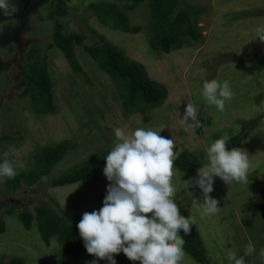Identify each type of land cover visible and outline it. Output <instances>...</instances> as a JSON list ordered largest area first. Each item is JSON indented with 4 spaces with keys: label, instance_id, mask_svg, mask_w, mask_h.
Masks as SVG:
<instances>
[{
    "label": "rangeland",
    "instance_id": "rangeland-1",
    "mask_svg": "<svg viewBox=\"0 0 264 264\" xmlns=\"http://www.w3.org/2000/svg\"><path fill=\"white\" fill-rule=\"evenodd\" d=\"M184 1L203 9L197 15L202 37L190 41L184 36L179 45L163 52L149 46L152 33L147 26L153 22L150 0H143L131 9L126 7L128 0H46L32 15L33 29L25 33L28 45H24L22 59L19 53L14 55L22 66L29 58L26 54L29 43L33 46L36 40L47 45L59 21L63 32L84 35L82 43L74 48V63L79 69L73 70L70 61L55 46L45 49L55 106L54 111L47 113L35 112L30 94L20 92V80L27 76V64L21 68L12 66L0 76V159L7 153L9 159L20 161L24 167L19 170L26 172L34 164L35 153L61 140H71L74 147L68 149L50 172V176H57L78 168L105 150L110 152L118 142L114 134L117 127L126 133L144 127L161 131L166 138H172L174 131L177 133L174 151L186 150L197 157L191 172L185 174L176 167L173 169L177 203L180 211L195 219L194 226L210 264H232L227 258L228 251L242 256L249 243L256 251L245 257L246 264H264V258L259 255L264 247V207L253 217L251 227L242 223L243 217L250 216L246 205L250 201H264V43L256 38V29L264 27V0ZM90 2L95 3V10ZM107 3L123 9L129 26L136 29L122 31L111 27V18L105 10ZM90 28L122 49L129 59L142 64L151 79L166 87L167 96L159 106L136 108L129 113L124 110V85L115 81L84 50L83 45L98 40ZM1 48L0 55L6 61ZM213 79L228 80L232 86L234 97L230 103L226 102L224 112L215 106L207 107L202 96L203 82ZM188 102L201 107L197 118L204 127L192 131L183 122ZM205 107L209 113L207 120ZM4 134L11 138L3 139ZM225 134L239 136L235 147L248 151L250 183L233 181L228 185L215 177L210 195L219 201L220 211L202 215V210L192 206L191 199L185 196V192L191 191L203 202L201 190L185 189L183 181L197 176V169L207 163L206 149ZM46 177L17 189H10L6 178L0 179V223L4 226L0 232V264H8L11 257H19L25 264H89L94 260L96 264H110L88 254L86 248L78 255L66 252L55 236L42 240L36 219L25 227L20 213L28 210L35 215L40 202L58 213L64 210L83 216L85 212L98 211L103 207L111 182L106 176L94 174L83 182L54 186ZM181 264L202 263L185 253Z\"/></svg>",
    "mask_w": 264,
    "mask_h": 264
},
{
    "label": "clouds",
    "instance_id": "clouds-1",
    "mask_svg": "<svg viewBox=\"0 0 264 264\" xmlns=\"http://www.w3.org/2000/svg\"><path fill=\"white\" fill-rule=\"evenodd\" d=\"M0 9L6 16L18 8L12 0H0ZM256 38L264 43V27L256 29ZM202 96L206 106H215L224 112L226 102L234 97L228 80L213 79L203 82ZM204 108V119L209 113ZM201 107L188 102L183 115L185 125L194 131L204 125L197 118ZM190 121V122H189ZM160 132L138 127L127 132L120 127L114 129L116 142L106 156L103 173L111 183L103 207L98 211L85 212L77 224L80 237L88 254L116 264L114 254L123 252L131 261L140 264H181L184 259L186 240L180 235H190L195 219L181 215L177 203L178 192L173 183L174 162L178 157L177 133L172 138ZM230 137L225 134L206 149L207 163L197 169V176L184 180L185 189L198 187L203 202L191 191L185 196L192 206L202 210V215H214L220 211L219 201L210 194L214 191V178L220 177L226 184L236 181L249 184L250 156L246 149L227 147ZM24 165L13 161L4 153L0 162V179H14L18 169ZM183 199V197H180ZM256 249L249 243L242 256L228 251L232 264H246L245 257ZM264 258V247L259 250ZM89 264H96L91 261Z\"/></svg>",
    "mask_w": 264,
    "mask_h": 264
},
{
    "label": "trees",
    "instance_id": "trees-1",
    "mask_svg": "<svg viewBox=\"0 0 264 264\" xmlns=\"http://www.w3.org/2000/svg\"><path fill=\"white\" fill-rule=\"evenodd\" d=\"M143 0H128L127 8L136 7ZM95 3L90 2V7L94 10ZM107 17L111 18V27L120 28L124 31L135 30L129 26V18L123 9H117L114 3L105 5ZM203 11L201 7L187 4L184 0H150V14L153 22L147 26L148 31L152 33L149 39V45L154 50L168 52L173 47L179 45L187 36L191 40H200L201 30L198 26L197 15ZM63 14V13H62ZM52 15V14H51ZM91 32L98 38L90 45H83L84 50L99 66L108 73L115 81L124 85L123 107L129 113L134 109L154 108L159 106L167 96L166 87L151 79L145 68L139 62L129 59L124 52L104 36L100 35L94 29ZM84 35L81 33H67L62 31L61 22L55 23L52 41L46 45V48L55 46L60 49L67 58L73 70H78L79 66L75 64L74 48L81 44ZM30 62L27 63V76L22 78L26 84L21 94H30L31 106L35 112L54 111L52 80L47 68V58L45 55H39L36 49H31L28 53ZM3 139H10L7 134ZM239 142V136H231L227 142L228 149H231ZM74 143L71 140H61L57 144L46 147L35 153L34 164L26 172L18 169V174L14 179H7L6 182L10 189H17L22 185H34L43 177L50 180L54 186H62L85 180L88 177L101 172L106 164L108 151H103L74 170H70L57 176H50L52 168L64 157L68 149L73 148ZM0 162L2 160L0 159ZM197 163V157L182 150L174 162L181 172L187 174L191 172ZM50 176V177H49ZM264 207L263 202L250 201L246 209L250 211V216L243 217L242 223L246 227H251L253 217ZM10 212V210H7ZM181 215L188 217L186 213L180 211ZM22 223L29 227L33 218L36 219V225L42 240L47 241L55 236L63 244L66 252L78 255L85 248L84 241L80 237L77 224L82 216L75 215L64 210L60 213L49 205L40 202L35 207V215L28 210L20 213ZM4 231L3 223H0V232ZM180 235L186 240L184 252L195 259L198 263L210 264L209 256L205 250L199 231L194 225L191 226L190 235H185L181 230ZM116 264H140L139 261L129 260L123 252L114 254ZM8 264H25L19 257H11Z\"/></svg>",
    "mask_w": 264,
    "mask_h": 264
},
{
    "label": "flooded vegetation",
    "instance_id": "flooded-vegetation-1",
    "mask_svg": "<svg viewBox=\"0 0 264 264\" xmlns=\"http://www.w3.org/2000/svg\"><path fill=\"white\" fill-rule=\"evenodd\" d=\"M45 1L46 0H12V3L18 8V11L9 16L4 15L3 9H0V47L5 51L4 53L6 55V61L2 59L3 55H0V76L7 73L5 71L12 66H20L21 63L19 61L23 56L21 52L24 45H28V43H25V33L33 29V23L31 22L32 15H35L38 12V8L43 5ZM54 2L56 3V1ZM34 42L33 46L31 45V42L29 43L26 54L29 53L33 47L36 49L37 46H40L41 49H36V52H38L39 55L46 56V45H42L36 40H34ZM15 53H19L20 60L14 55ZM26 54L25 56L27 57ZM28 62H30V58L27 57V61L24 62L22 66ZM22 66H20V68ZM22 74L23 72L21 71V77ZM20 84L22 86L20 92H22L26 87V84L22 79L20 80Z\"/></svg>",
    "mask_w": 264,
    "mask_h": 264
},
{
    "label": "crops",
    "instance_id": "crops-1",
    "mask_svg": "<svg viewBox=\"0 0 264 264\" xmlns=\"http://www.w3.org/2000/svg\"><path fill=\"white\" fill-rule=\"evenodd\" d=\"M103 27H105V26H103ZM122 31H123V30H122ZM189 40H190V41H193V40H191V39H189ZM149 46H150V45H149ZM116 47H117V46H116ZM118 48H119V47H118ZM119 49H120V48H119ZM121 50H122V49H121ZM122 51H123V50H122ZM96 174H97V176H98V175L105 176L104 173H101V172H98V173H96ZM92 176H93V175H92ZM92 176H90V177H92ZM90 177H88V178H90ZM88 178H87V179H88ZM85 180H86V179H85ZM85 180H81V181L83 182V181H85ZM81 181H79V182H81ZM76 183H77V182H76ZM85 183H86V182H85ZM72 184H74V183H72ZM90 212H92V211H89V213H90Z\"/></svg>",
    "mask_w": 264,
    "mask_h": 264
}]
</instances>
